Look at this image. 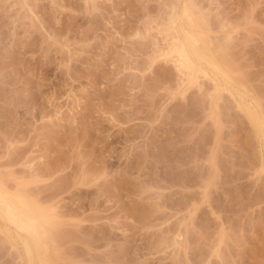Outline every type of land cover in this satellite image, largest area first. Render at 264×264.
<instances>
[{
	"label": "rangeland",
	"instance_id": "obj_1",
	"mask_svg": "<svg viewBox=\"0 0 264 264\" xmlns=\"http://www.w3.org/2000/svg\"><path fill=\"white\" fill-rule=\"evenodd\" d=\"M260 123L264 0H0V264H264Z\"/></svg>",
	"mask_w": 264,
	"mask_h": 264
},
{
	"label": "bare ground",
	"instance_id": "obj_2",
	"mask_svg": "<svg viewBox=\"0 0 264 264\" xmlns=\"http://www.w3.org/2000/svg\"><path fill=\"white\" fill-rule=\"evenodd\" d=\"M184 9V8H183ZM188 34V33H187ZM190 36V35H189ZM193 38H194V36H193ZM196 39V38H195ZM192 40V41H194V43L192 44L191 42H190V45L192 46V48H191V50L190 49H188L185 45L186 44H183V48L182 49H180V50H178V51H180L181 52V58H182V61H184V62H188V65H191L190 63H192V64H194V59H192V57H191V55H192V53H193V55L194 54H197L198 55V51H199V56H197L199 59H201L202 57H204L202 54L203 53H201L200 52V50H199V48L197 47V49H196V47L194 46L195 45V41L197 40ZM196 43H197V41H196ZM178 45V44H177ZM182 45V44H181ZM178 47V46H177ZM178 49V48H177ZM192 49H193V51H192ZM179 52V53H180ZM192 52V53H191ZM194 57H195V55H194ZM207 58V57H206ZM204 59V60H206V61H208L207 59ZM198 60V59H197ZM196 60V61H197ZM200 61V60H199ZM212 60H209L208 62L210 63ZM183 62V63H184ZM198 63V62H197ZM210 64H213L212 62L210 63ZM186 65V64H185ZM184 65V66H185ZM196 65V64H195ZM214 65V64H213ZM183 66V67H184ZM189 67V66H188ZM195 67V66H194ZM201 69V68H200ZM199 70V69H198ZM206 70H207V68H206ZM206 72V71H205ZM243 101V100H242ZM242 104V103H241ZM243 105V104H242ZM241 106V105H240ZM245 106H247V107H245ZM249 106L250 105H243L242 106V108L243 107H245V111H246V109H247V114H248V117H250V119L252 120L251 122L252 123H254L255 125H258L259 124V122H261L262 121V118H260L259 119V117H261V116H258L259 114H257L255 111H252V110H250V109H252V108H249ZM254 110V109H253ZM261 125L262 124H264V123H260ZM261 125H259L258 127H260ZM260 130V129H259ZM261 132V131H260ZM15 207V206H14ZM14 207L9 203V202H7L4 198H3V196H1V194H0V216L1 217H3L4 219H8V221L9 220H11V223L13 222V223H15V225H17L18 227H20V228H30L31 229V227L30 226H27L26 225V223L25 222H23L22 221V219L16 214V210H14ZM5 221V220H4ZM36 221V220H35ZM35 221H32L33 222V225H32V227H33V230L34 229H37L36 227V225H35ZM31 222V223H32ZM27 230V229H26ZM38 230V229H37ZM28 231V230H27ZM29 232V231H28ZM31 244V243H30ZM30 244L27 242L26 243V248H27V251H28V259H29V263L30 264H37V260H36V263H35V259L36 258H34V255L36 254H33V250H32V248H31V246H30ZM35 252V251H34Z\"/></svg>",
	"mask_w": 264,
	"mask_h": 264
}]
</instances>
